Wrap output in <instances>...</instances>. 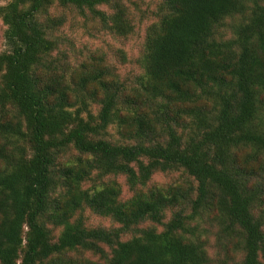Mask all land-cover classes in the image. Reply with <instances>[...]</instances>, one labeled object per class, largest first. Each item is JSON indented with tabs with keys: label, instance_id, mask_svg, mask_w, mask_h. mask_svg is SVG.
I'll list each match as a JSON object with an SVG mask.
<instances>
[{
	"label": "trees",
	"instance_id": "obj_1",
	"mask_svg": "<svg viewBox=\"0 0 264 264\" xmlns=\"http://www.w3.org/2000/svg\"><path fill=\"white\" fill-rule=\"evenodd\" d=\"M154 1L130 81L132 0L0 6V264H264V0Z\"/></svg>",
	"mask_w": 264,
	"mask_h": 264
},
{
	"label": "rangeland",
	"instance_id": "obj_2",
	"mask_svg": "<svg viewBox=\"0 0 264 264\" xmlns=\"http://www.w3.org/2000/svg\"><path fill=\"white\" fill-rule=\"evenodd\" d=\"M9 1L0 0V6L6 5ZM132 3H134L132 7L135 6L134 9H136L134 15L139 24L136 27V33L128 38L99 34L90 22L84 23L83 19L79 17H77L79 27L67 26L62 32L69 41L72 40L75 44L77 48L75 54L80 61L88 60L87 57L90 54H94L96 57L102 55L106 60L105 63L111 64L122 80L127 79L129 81L134 80L143 72L140 60L144 48L146 27L150 21L143 18V22L141 24L140 22L143 15L152 19V13L156 5L154 0H132ZM5 47L2 22H0V51L5 50ZM178 178L179 175H162L156 177L154 183L158 186H166L171 183L175 184ZM92 223L95 225L99 223L105 226L110 225V221H101L97 218H92Z\"/></svg>",
	"mask_w": 264,
	"mask_h": 264
}]
</instances>
